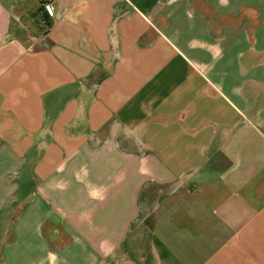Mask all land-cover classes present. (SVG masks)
<instances>
[{"label":"crops","instance_id":"0c3cea01","mask_svg":"<svg viewBox=\"0 0 264 264\" xmlns=\"http://www.w3.org/2000/svg\"><path fill=\"white\" fill-rule=\"evenodd\" d=\"M0 264H264V0H0Z\"/></svg>","mask_w":264,"mask_h":264},{"label":"rangeland","instance_id":"374dc122","mask_svg":"<svg viewBox=\"0 0 264 264\" xmlns=\"http://www.w3.org/2000/svg\"><path fill=\"white\" fill-rule=\"evenodd\" d=\"M155 25H157L158 28L153 29V37H157V35H159V33L162 31L163 33L167 34L169 37H171L170 31L169 29H167L166 27L162 26L159 22L155 21L154 22ZM157 29V30H156ZM159 30H161L159 32Z\"/></svg>","mask_w":264,"mask_h":264},{"label":"built area","instance_id":"2783aa9c","mask_svg":"<svg viewBox=\"0 0 264 264\" xmlns=\"http://www.w3.org/2000/svg\"><path fill=\"white\" fill-rule=\"evenodd\" d=\"M45 4L48 11H53L54 7L51 2L47 1Z\"/></svg>","mask_w":264,"mask_h":264},{"label":"trees","instance_id":"16d2710c","mask_svg":"<svg viewBox=\"0 0 264 264\" xmlns=\"http://www.w3.org/2000/svg\"><path fill=\"white\" fill-rule=\"evenodd\" d=\"M43 18H44L45 20H47L45 16H43Z\"/></svg>","mask_w":264,"mask_h":264}]
</instances>
